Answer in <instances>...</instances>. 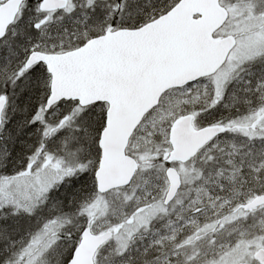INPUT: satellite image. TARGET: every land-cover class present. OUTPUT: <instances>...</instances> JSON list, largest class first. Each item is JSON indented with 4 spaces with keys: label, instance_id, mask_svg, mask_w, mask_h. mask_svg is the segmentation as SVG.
Returning a JSON list of instances; mask_svg holds the SVG:
<instances>
[{
    "label": "snow or ice",
    "instance_id": "1",
    "mask_svg": "<svg viewBox=\"0 0 264 264\" xmlns=\"http://www.w3.org/2000/svg\"><path fill=\"white\" fill-rule=\"evenodd\" d=\"M0 264H264V0H0Z\"/></svg>",
    "mask_w": 264,
    "mask_h": 264
}]
</instances>
